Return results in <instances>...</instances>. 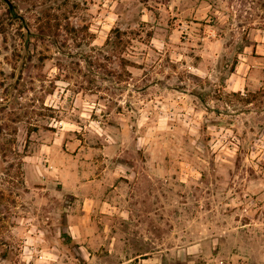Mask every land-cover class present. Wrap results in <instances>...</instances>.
Segmentation results:
<instances>
[{
  "label": "rangeland",
  "instance_id": "1",
  "mask_svg": "<svg viewBox=\"0 0 264 264\" xmlns=\"http://www.w3.org/2000/svg\"><path fill=\"white\" fill-rule=\"evenodd\" d=\"M6 1L0 264H264V0Z\"/></svg>",
  "mask_w": 264,
  "mask_h": 264
},
{
  "label": "trees",
  "instance_id": "2",
  "mask_svg": "<svg viewBox=\"0 0 264 264\" xmlns=\"http://www.w3.org/2000/svg\"><path fill=\"white\" fill-rule=\"evenodd\" d=\"M7 3V13L9 15V17L11 19L17 20L20 22V25L22 28L25 29V33H26V44L29 42V40L31 39V37H36V35L34 33H31L28 29V25L27 23L24 21V19L18 15V13L15 11V7L14 5H12L9 1H6Z\"/></svg>",
  "mask_w": 264,
  "mask_h": 264
},
{
  "label": "crops",
  "instance_id": "3",
  "mask_svg": "<svg viewBox=\"0 0 264 264\" xmlns=\"http://www.w3.org/2000/svg\"><path fill=\"white\" fill-rule=\"evenodd\" d=\"M239 89H233V92H238ZM70 229L73 230L74 234L75 232L77 231V225L76 224H73L72 226H70ZM75 239V236L73 237ZM5 258H2V261L5 262Z\"/></svg>",
  "mask_w": 264,
  "mask_h": 264
}]
</instances>
